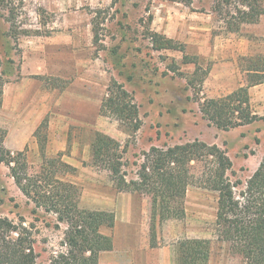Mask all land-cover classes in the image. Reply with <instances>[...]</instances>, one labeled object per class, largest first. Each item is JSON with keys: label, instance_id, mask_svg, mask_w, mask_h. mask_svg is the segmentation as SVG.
<instances>
[{"label": "rangeland", "instance_id": "374dc122", "mask_svg": "<svg viewBox=\"0 0 264 264\" xmlns=\"http://www.w3.org/2000/svg\"><path fill=\"white\" fill-rule=\"evenodd\" d=\"M260 5L264 0H0V61L7 80L0 126L7 132L5 148L20 155L16 169L74 186L80 210L106 212L122 202L149 210L152 218L150 195L119 191L117 178L95 162L96 134L125 150L127 179L137 178L153 148L216 146L215 156L189 166L184 217L161 221L157 213L149 245L162 251L157 264H170L172 254L176 264L177 246L193 239L211 241L208 264H243L217 234L213 181L220 156L232 163L227 177L244 184L264 158V15L257 23L242 20ZM114 83L132 97L135 119L102 107ZM241 87L248 88L252 112L261 119L224 130L204 117L205 99ZM0 217L33 228L36 264L67 252L72 225L37 209L1 160ZM100 231L110 236L112 229ZM122 245L103 255V264L146 260L124 255Z\"/></svg>", "mask_w": 264, "mask_h": 264}, {"label": "trees", "instance_id": "16d2710c", "mask_svg": "<svg viewBox=\"0 0 264 264\" xmlns=\"http://www.w3.org/2000/svg\"><path fill=\"white\" fill-rule=\"evenodd\" d=\"M263 15L264 6L260 5L251 14H244L242 20L257 23ZM4 74L0 61V112L3 87L7 81ZM113 87L108 88V97L102 107L116 115L129 112L130 119H135L138 113L132 97L116 83ZM201 112L208 121L224 130L261 119L252 112L247 87H241L226 97L205 99ZM6 135L0 126V160L10 167L18 188L37 209L58 213L61 222L72 225V230L66 234L67 252L58 254L50 264H99L100 254L113 249L112 238L102 234L100 229L114 227V213L78 209L74 199L76 188L54 177L51 179V175L46 176V180L41 179L42 176H22L16 169L20 155L13 156L4 146ZM40 145L43 152V144ZM91 147L95 162L105 166L117 178L119 191L145 193L152 197V221L157 213L161 221L184 217L182 200L190 184L191 162L204 156H215L214 152L218 151L216 146L196 143L153 148L143 156L137 178L127 179L121 162L125 150H121L118 142L97 133ZM231 165L229 158L220 156V173L213 181V188L219 193L217 234L220 240L233 245L243 264H264V158L245 184L233 183L227 177ZM32 229L24 226V222L16 224L9 218L0 217V264H36ZM210 251V240H184L177 246L176 264H208Z\"/></svg>", "mask_w": 264, "mask_h": 264}, {"label": "crops", "instance_id": "0c3cea01", "mask_svg": "<svg viewBox=\"0 0 264 264\" xmlns=\"http://www.w3.org/2000/svg\"><path fill=\"white\" fill-rule=\"evenodd\" d=\"M131 196L135 194L129 193ZM122 193L119 194V200H121ZM115 215L114 227L111 228L110 237L113 240L112 251H105L100 254L99 264H103V255H112L118 250V246L123 245L121 249H124L126 253L124 255L130 256L135 255L146 257V260L139 261L134 259L132 264H157V258L160 256L162 251L159 248H152L149 245L150 242V212L145 208L134 207L128 203H116L113 204L109 209ZM106 210V211H107ZM109 236V235H108ZM136 251V252H135ZM112 264H124L122 262H116ZM170 264H175L174 254L170 257Z\"/></svg>", "mask_w": 264, "mask_h": 264}]
</instances>
